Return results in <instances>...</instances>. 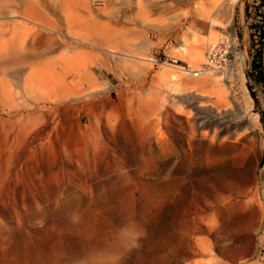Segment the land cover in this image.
Listing matches in <instances>:
<instances>
[{"label": "rangeland", "instance_id": "1", "mask_svg": "<svg viewBox=\"0 0 264 264\" xmlns=\"http://www.w3.org/2000/svg\"><path fill=\"white\" fill-rule=\"evenodd\" d=\"M262 14L0 0V264H264Z\"/></svg>", "mask_w": 264, "mask_h": 264}, {"label": "bare ground", "instance_id": "2", "mask_svg": "<svg viewBox=\"0 0 264 264\" xmlns=\"http://www.w3.org/2000/svg\"><path fill=\"white\" fill-rule=\"evenodd\" d=\"M174 67L177 68V69H179L180 71L181 70H184V72H186V74H192V75H200L201 74L196 79L195 78L194 79H192V78H186L187 75H182L183 79L181 80L180 85H182L185 88H192L193 87V88H196V89H201L202 87L208 85L212 81V79H211V76L212 75L210 74V72L213 70L212 67H206V68L204 67V68H197V69H185V68L179 67V66H174ZM195 71H197V72H195ZM168 78L170 79V82H172L173 84L174 83L176 84V80L179 81L178 80L179 78L177 79V77L175 75H173V74H171V76L169 75ZM153 240H155V239H153ZM161 245L160 246L158 245L156 247H152L151 249H149L147 251L144 250L143 252L138 253V257H141L142 258L143 255H145V257L146 256L149 257V255H152V254L156 253L158 251L159 247L162 248ZM125 264H132V261L127 260L125 262Z\"/></svg>", "mask_w": 264, "mask_h": 264}, {"label": "trees", "instance_id": "3", "mask_svg": "<svg viewBox=\"0 0 264 264\" xmlns=\"http://www.w3.org/2000/svg\"><path fill=\"white\" fill-rule=\"evenodd\" d=\"M262 15H264V14H262Z\"/></svg>", "mask_w": 264, "mask_h": 264}]
</instances>
